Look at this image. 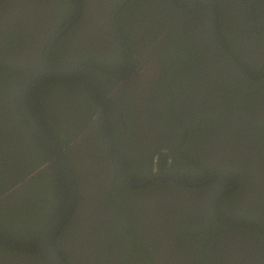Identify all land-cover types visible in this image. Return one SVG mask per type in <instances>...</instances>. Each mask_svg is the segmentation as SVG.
Wrapping results in <instances>:
<instances>
[{
	"label": "flooded vegetation",
	"instance_id": "1",
	"mask_svg": "<svg viewBox=\"0 0 264 264\" xmlns=\"http://www.w3.org/2000/svg\"><path fill=\"white\" fill-rule=\"evenodd\" d=\"M52 43V63L83 64L27 95L77 178L58 240L66 263L264 264V0H0L1 181L44 159L17 89ZM15 148L32 157L15 164ZM120 214L131 227L117 231Z\"/></svg>",
	"mask_w": 264,
	"mask_h": 264
},
{
	"label": "trees",
	"instance_id": "2",
	"mask_svg": "<svg viewBox=\"0 0 264 264\" xmlns=\"http://www.w3.org/2000/svg\"><path fill=\"white\" fill-rule=\"evenodd\" d=\"M13 38L15 39V37ZM2 70L3 69H1L0 72ZM250 81L255 84L258 82L252 79H250ZM37 82L42 83V78ZM63 86L66 88L65 85ZM22 124H23V128H26L27 125L25 124L24 121L22 122ZM47 129H49L50 131V128L47 127ZM29 133H31L34 142L31 143V145L33 146L34 144L39 150V152L40 151L42 152V154L44 155V159L40 161L35 158H31V163L28 164L26 168H22V169L19 168L20 166H13L12 170L9 172V175L4 177V181L0 180V182L5 185V186L3 185L4 186L3 188L8 186V189L2 192H1L2 189H0V198H3L9 192H11L32 172L40 169L42 163L52 160V156L50 155V152L46 149L44 144L37 138V136L33 133V131L30 130ZM66 138L67 137L64 134H61V136L56 137V139L59 142H65ZM23 155L24 157L25 156L32 157V155H28L27 153L26 154L23 153ZM22 160L23 158L19 160L20 165ZM262 161L264 164V160ZM26 170L29 172V173L27 172V174L29 175H25ZM209 177L210 176H208V178ZM14 182L16 184H14ZM65 186H66V182H64V179L60 173V168L58 167V165L52 164V167H50L43 174L36 177L28 185L22 187L11 197L9 196L7 199L1 201L0 264H19L21 260L23 259L26 260L28 258L35 257L39 254L38 247L43 233L46 231V229L51 224V222L54 221L62 213V211L65 209L67 205L69 196ZM204 188L205 187H201V189ZM126 189L128 188L126 187ZM235 194H237V190H235L233 194H231L230 196H234ZM255 196H256L255 201H258L259 203L264 202V194L259 193ZM110 205L112 206L116 205L115 209H119L123 213L124 208L121 205H119L118 202L114 204L113 202L110 201ZM54 212L55 215H53ZM111 213L114 212L111 210ZM262 214L264 215V211ZM131 221L129 219H126L125 217H122V215L120 214V216L115 215L113 222L110 224L114 226V228L117 231H122L123 228L131 227L129 223ZM261 222L264 225V221ZM210 226H214V225H210ZM221 226L224 227L225 229H229V227H226L224 225ZM246 226L247 225L245 224L244 226H238L232 229L238 231L246 230L247 228ZM215 229L210 230L211 233L207 232L209 233V235L206 237L207 238L212 237L213 240L214 239L216 240L217 237L214 236ZM248 230L250 231V234H253L252 229H248ZM259 234H264V233H259ZM131 236L133 237V235L129 234L130 239H132ZM235 236L239 239H242L243 237V235L240 234H235ZM260 237L264 238L262 235H260ZM257 253L264 256V251H259ZM202 256H207L206 251L202 252ZM258 262L260 261L258 260V258H256L255 263ZM187 264H189L188 259H187Z\"/></svg>",
	"mask_w": 264,
	"mask_h": 264
},
{
	"label": "water",
	"instance_id": "3",
	"mask_svg": "<svg viewBox=\"0 0 264 264\" xmlns=\"http://www.w3.org/2000/svg\"><path fill=\"white\" fill-rule=\"evenodd\" d=\"M68 28L63 30L62 33L56 38V40L61 37ZM53 43L50 45L48 49L47 54V60L46 64L44 66H40L33 70L28 71H21L23 75V80L20 83L18 89H17V103L20 112L22 113L24 119L27 121L28 125L32 129V131L36 134L38 139L44 144V146L47 148V150L51 153L53 157V162L57 163L60 167L64 178L66 180L68 191H69V197L68 202L65 207V209L62 211V213L48 226L46 231L43 233L41 240L39 242L38 251L40 255L47 261L49 264H68L62 257L61 253L58 250V240L59 235L64 229V227L69 223V221L72 219L74 213H76L78 202H79V192H78V184H77V178L73 171V168L68 160L67 157V150L62 148L58 142L50 135L48 131H46L30 114L28 103H27V95L28 91L34 81L41 78L44 75L47 74H59V73H77L79 72V67L81 65L77 66H69L64 67L60 65H56L51 62V51H52ZM92 65L91 63H88ZM9 69H12L11 67H7ZM109 98L105 97V105H107ZM105 114V111H104ZM108 136V135H107ZM109 139V138H108ZM109 143L112 147V144L109 140ZM112 151L115 155V158L118 162L120 171L124 173V170L121 166V163L119 162L118 156L115 152V150L112 147ZM164 162V161H163ZM51 166V163L48 162L45 165H41L40 169H38L36 172H34L23 184L17 186L15 189H13L10 193H8L6 196L3 197V199L8 198L11 193H14L15 191L19 190L22 186H24L26 183L29 182V180L41 175L46 169H48ZM160 177H162V174H160ZM142 185H138L136 187H141ZM2 199H0V202Z\"/></svg>",
	"mask_w": 264,
	"mask_h": 264
},
{
	"label": "rangeland",
	"instance_id": "4",
	"mask_svg": "<svg viewBox=\"0 0 264 264\" xmlns=\"http://www.w3.org/2000/svg\"><path fill=\"white\" fill-rule=\"evenodd\" d=\"M13 154H14L15 164H18L19 160L21 158H24L22 151H19L18 148H15V152H13Z\"/></svg>",
	"mask_w": 264,
	"mask_h": 264
}]
</instances>
